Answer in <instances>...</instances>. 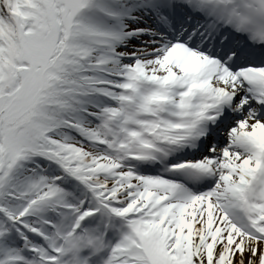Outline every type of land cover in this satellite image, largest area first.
I'll return each instance as SVG.
<instances>
[{
  "label": "snow or ice",
  "instance_id": "1",
  "mask_svg": "<svg viewBox=\"0 0 264 264\" xmlns=\"http://www.w3.org/2000/svg\"><path fill=\"white\" fill-rule=\"evenodd\" d=\"M0 264H264V0H0Z\"/></svg>",
  "mask_w": 264,
  "mask_h": 264
}]
</instances>
